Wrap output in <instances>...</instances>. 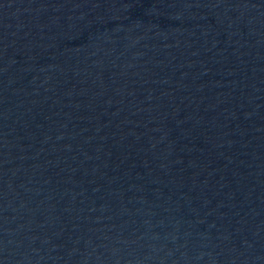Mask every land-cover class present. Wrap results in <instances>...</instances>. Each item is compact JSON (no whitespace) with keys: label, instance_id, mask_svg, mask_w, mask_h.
Masks as SVG:
<instances>
[{"label":"water","instance_id":"obj_1","mask_svg":"<svg viewBox=\"0 0 264 264\" xmlns=\"http://www.w3.org/2000/svg\"><path fill=\"white\" fill-rule=\"evenodd\" d=\"M0 264H264V0H0Z\"/></svg>","mask_w":264,"mask_h":264}]
</instances>
